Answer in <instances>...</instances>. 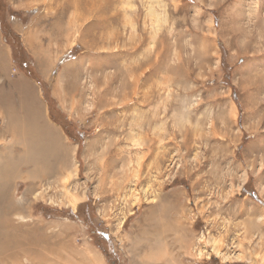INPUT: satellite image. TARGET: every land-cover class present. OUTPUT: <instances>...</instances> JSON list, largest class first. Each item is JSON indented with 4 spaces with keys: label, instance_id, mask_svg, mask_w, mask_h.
Segmentation results:
<instances>
[{
    "label": "rangeland",
    "instance_id": "1",
    "mask_svg": "<svg viewBox=\"0 0 264 264\" xmlns=\"http://www.w3.org/2000/svg\"><path fill=\"white\" fill-rule=\"evenodd\" d=\"M21 82L64 176L9 177ZM0 179V264H264V0H0Z\"/></svg>",
    "mask_w": 264,
    "mask_h": 264
},
{
    "label": "bare ground",
    "instance_id": "2",
    "mask_svg": "<svg viewBox=\"0 0 264 264\" xmlns=\"http://www.w3.org/2000/svg\"><path fill=\"white\" fill-rule=\"evenodd\" d=\"M25 85L21 82V84L13 85L10 89L7 88L4 90L5 93L8 91L6 93V100L8 101L7 115L9 118V123H7L8 127L5 129V132L12 137L9 143L11 145H9L7 149L10 153L6 156L7 160L11 158L9 161L10 164H8L9 177L16 178V176L20 175L21 168L16 170L15 174H12L14 170L13 165L18 167L17 163L19 161H16L17 158L20 159L23 165L35 167V170H32L31 174L40 171L46 178L54 173L56 164L61 162L63 166L60 169V173L64 176L72 166L66 153L67 144L56 128L44 120L39 101L30 96L32 92L34 94L35 92L31 91V94L28 93L25 89ZM13 88L18 90L19 96L11 92ZM9 103L13 105V110H11ZM21 138L26 141V144L24 146V153L19 155L17 154V143L22 141ZM40 165L41 167H38ZM10 166L12 167V170L10 169L11 171H9ZM4 184V181H0V205L2 206L5 204V201H1V198H3L2 193L5 191L3 188ZM0 212H2L1 208ZM5 213H0L1 222L6 221ZM4 235H6V233H4Z\"/></svg>",
    "mask_w": 264,
    "mask_h": 264
},
{
    "label": "trees",
    "instance_id": "3",
    "mask_svg": "<svg viewBox=\"0 0 264 264\" xmlns=\"http://www.w3.org/2000/svg\"><path fill=\"white\" fill-rule=\"evenodd\" d=\"M18 38L20 37V36H17Z\"/></svg>",
    "mask_w": 264,
    "mask_h": 264
}]
</instances>
